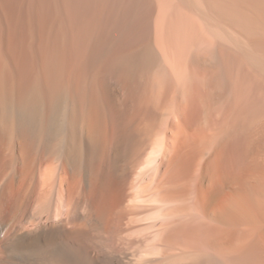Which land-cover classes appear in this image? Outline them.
Wrapping results in <instances>:
<instances>
[{
    "label": "bare ground",
    "instance_id": "1",
    "mask_svg": "<svg viewBox=\"0 0 264 264\" xmlns=\"http://www.w3.org/2000/svg\"><path fill=\"white\" fill-rule=\"evenodd\" d=\"M0 264H264V0H0Z\"/></svg>",
    "mask_w": 264,
    "mask_h": 264
}]
</instances>
